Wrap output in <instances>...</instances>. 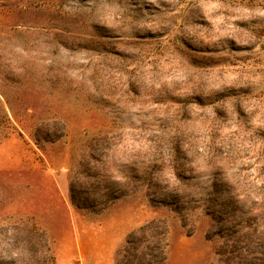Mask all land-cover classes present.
I'll return each mask as SVG.
<instances>
[{"label":"rangeland","instance_id":"1","mask_svg":"<svg viewBox=\"0 0 264 264\" xmlns=\"http://www.w3.org/2000/svg\"><path fill=\"white\" fill-rule=\"evenodd\" d=\"M262 169L264 0H0V229L36 221L58 264H137L155 220L163 264H251L233 231Z\"/></svg>","mask_w":264,"mask_h":264},{"label":"trees","instance_id":"2","mask_svg":"<svg viewBox=\"0 0 264 264\" xmlns=\"http://www.w3.org/2000/svg\"><path fill=\"white\" fill-rule=\"evenodd\" d=\"M259 178L264 179V169L258 173ZM223 192L224 199L233 201L231 190ZM212 200V199H211ZM253 206H257V215L250 218L247 224H238L233 233L234 250H245L246 256H240L241 260L251 264H264V184L260 192L253 198ZM228 202H222L220 208H208L206 213L212 217V227L209 229L208 237L227 238L231 235V228L227 226L225 217L230 215ZM217 207V206H216ZM229 232V233H228ZM167 228L153 220L140 226L130 233L127 238V248L137 250L142 246L143 250L134 253L137 264H163L167 259ZM0 240L5 243L3 250L11 256L10 264H58V254L55 248V241L52 240L46 230L36 221H21L10 225L8 228L0 229ZM137 242V245L133 244ZM125 249V250H128ZM224 246L220 247L217 253H221ZM251 257V258H250Z\"/></svg>","mask_w":264,"mask_h":264}]
</instances>
